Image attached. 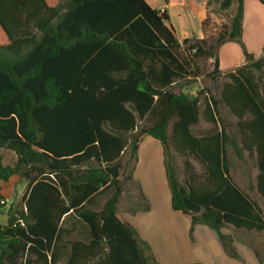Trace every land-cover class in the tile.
Listing matches in <instances>:
<instances>
[{
	"label": "trees",
	"instance_id": "16d2710c",
	"mask_svg": "<svg viewBox=\"0 0 264 264\" xmlns=\"http://www.w3.org/2000/svg\"><path fill=\"white\" fill-rule=\"evenodd\" d=\"M213 1L221 10L237 3L230 25L181 44L166 11L146 0H0V180L23 175L31 188L25 208L10 206L0 226V264H58L64 249L66 264H160L119 214L122 177L145 136L164 148L172 208L191 219V232L208 226L232 258L240 256L222 228L264 232L263 210L233 180L228 159L231 147L254 162L264 199V51L256 58L243 44L245 0ZM229 41L246 60L222 73L218 50ZM160 58L169 63L156 65ZM202 59L213 60L214 85L226 79L219 97L176 93L175 71L197 77ZM221 105L237 119L236 136ZM201 119L219 130L194 135ZM172 149L186 158L182 182ZM140 199L150 210L141 191Z\"/></svg>",
	"mask_w": 264,
	"mask_h": 264
},
{
	"label": "crops",
	"instance_id": "0c3cea01",
	"mask_svg": "<svg viewBox=\"0 0 264 264\" xmlns=\"http://www.w3.org/2000/svg\"><path fill=\"white\" fill-rule=\"evenodd\" d=\"M146 1L152 8L161 12L166 11L170 24L174 28L181 44L186 39L195 38L201 40L207 38L209 27L213 26L212 23L217 21L214 9L216 6H219V3L215 1L210 4L209 0ZM235 4L237 6V3L234 2L230 8L231 10H233L232 8ZM263 8L264 4L259 0H245L243 36L245 33H250L251 29H253L252 32L254 33L259 32L258 25L262 18L258 14L263 12ZM207 19H209L211 24L205 30L204 22ZM225 22V26L230 25V19H227ZM233 42H226L219 48L220 53L223 49H225L226 54H229V52L233 53H230V61H232L233 64L231 65L233 66L227 69L223 67L226 63L225 59L222 60L221 55H219V69L222 73L232 71L245 64V61L243 62L239 54L240 52L234 47ZM164 49L166 51V48ZM155 62L156 65L161 66L168 64L169 60L160 58V60H156ZM173 71L175 70L173 69ZM175 72L181 75L174 79L177 84L181 79L190 77L185 72ZM181 91L182 89L179 92ZM245 156H247V153H245ZM132 177V182L139 186V192H142L149 203L150 210L137 211L136 213L130 212L129 221L119 214L123 220L134 225L142 239L150 244L151 253L157 262L160 264H237L236 259L229 257L225 253L219 237L214 230L199 223L194 226L191 232V219L173 210L164 148L159 141L150 136L144 137L139 145L138 161ZM17 178V176H14L8 182L0 180V194L2 200L8 201L9 198L5 192V186L11 184L10 189L13 190L17 185H21V193L16 192V199L23 200L25 208V199L28 197L31 188L30 186L28 187L27 181H19ZM14 190L16 191V189ZM13 203L9 202L8 206H12ZM152 229L158 231L160 234L161 244L158 248L155 246L152 236L148 233ZM221 231L234 238V246L238 249V254L243 259L244 264L264 263V241L261 240L262 237H258L261 238L259 240L252 237V233L254 234L253 236H257V233L261 232L235 229L232 226L222 228ZM63 245L64 242H61L60 246ZM67 260V251L64 249L58 258V264H66Z\"/></svg>",
	"mask_w": 264,
	"mask_h": 264
},
{
	"label": "rangeland",
	"instance_id": "374dc122",
	"mask_svg": "<svg viewBox=\"0 0 264 264\" xmlns=\"http://www.w3.org/2000/svg\"><path fill=\"white\" fill-rule=\"evenodd\" d=\"M236 8H237L236 4L232 8L233 10L231 9L221 10L220 6L215 7L214 11L216 13L217 21L212 23L213 26L209 25L210 27H209L208 37L215 38L219 34L222 27L225 26V23H226L225 21L227 19H230L231 21L230 16L235 14ZM258 16L259 17L261 16L262 18L258 25L259 32L254 33L252 32L253 29H251L250 33H245V35L242 37V41H243V44L245 45V48L247 49L248 52L252 53L256 58H259L264 51V8H263V12L261 14L259 13ZM233 43H234V47H236L238 51L240 52L239 54L241 55V58L244 62L246 59H245L244 50L242 46L235 41ZM230 53L232 52H229V54H226L225 49H223L221 53L218 50V56L221 55L222 60L225 59L226 61V63L223 66L226 69L231 68L233 66L231 65L233 64L232 61H230V56H231ZM197 64H198V68L200 71L199 76L196 78L195 76L192 75L185 79H181L178 82V84L175 86V91L179 92L180 89H182L183 92H186L191 96H196L198 93L203 92V95L202 94L200 95V98L203 99L207 93V90H210L211 92L210 94H214L216 97H219L220 89L223 83L226 81V79L224 77H221L216 82V85H214L212 78L209 76L210 72L212 71L213 60L202 59V60H198ZM262 76L264 79V73ZM202 109H203V106H201V110ZM220 117L222 119V123L226 126V129L228 133L230 134V136L232 137L236 136L237 135V127H236L237 119L230 113L229 109L224 105L220 106ZM217 130H219V126L208 123L204 121L203 119L200 120L199 124L191 127L192 133L196 136L212 134L216 132ZM169 137L171 140V130H169ZM1 153L3 155L4 163L6 165L13 166L17 163V157L14 154V152L10 150L2 149ZM171 155L174 159V165L177 170L178 179L182 182L184 179V162L186 161V158L178 155L173 149L171 150ZM127 156H129V152H127ZM228 159L230 163V172H231V176L233 180L241 188H243L246 192H248L251 198L254 199L260 205V207L263 210V214H264V199L260 196L254 184L255 175L257 173V169L254 165V162L250 160L249 158H246L244 160L239 159L231 147H228ZM189 161L192 163V165L194 166L197 172L202 171L201 165L198 162V160L191 157L189 158ZM132 165L133 164L127 167L124 171V175L122 177V181L124 183L123 184L124 191L119 201V213L121 214V216L123 215L124 219L127 221H129L130 212L136 213L137 211H143L142 207L144 204L140 199L139 186L134 184L132 181L126 180V177L128 175L130 174L133 175L135 165L133 169H132ZM23 171H27V168H24ZM17 177L19 181H25V182L27 181L28 187H29V181L25 176L19 175ZM10 185L11 184H7L5 186L6 188L5 192L8 195L9 200L8 201L4 200V201H6L7 205L9 204V202H14L12 205L14 211L20 212L24 209V205H23V200L16 199L17 197L16 192L21 193L22 186L17 185L16 187H14V189H16L15 191L14 189L13 190L10 189ZM7 224H8L7 211H5L4 207H1L0 208V226H6ZM130 225L133 226L134 229L137 231L134 225L132 224ZM227 227L228 226H226L225 228ZM148 233L149 235L152 236V240L154 241L155 246L158 248L161 244L160 234L158 233V231H155L153 229L149 230ZM253 235L254 234L252 233V237H254V239L259 240L261 238H258V237H262L261 240L264 241V232L257 233V236H253ZM140 238L142 239L141 236ZM148 245L150 246L149 243ZM236 250L238 252L237 248ZM159 254L160 252L158 253V257H159ZM233 259L237 260L236 262L237 264H244V261L241 257L233 258Z\"/></svg>",
	"mask_w": 264,
	"mask_h": 264
},
{
	"label": "built area",
	"instance_id": "2783aa9c",
	"mask_svg": "<svg viewBox=\"0 0 264 264\" xmlns=\"http://www.w3.org/2000/svg\"><path fill=\"white\" fill-rule=\"evenodd\" d=\"M1 206L5 208V211H8L10 206L7 205L6 201L2 200L1 201ZM19 222L22 224V220H19Z\"/></svg>",
	"mask_w": 264,
	"mask_h": 264
}]
</instances>
